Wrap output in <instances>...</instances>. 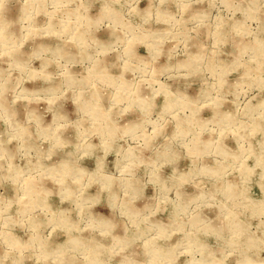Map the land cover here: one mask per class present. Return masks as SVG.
<instances>
[{
    "label": "rangeland",
    "instance_id": "374dc122",
    "mask_svg": "<svg viewBox=\"0 0 264 264\" xmlns=\"http://www.w3.org/2000/svg\"><path fill=\"white\" fill-rule=\"evenodd\" d=\"M246 259L264 264V0H2L0 264Z\"/></svg>",
    "mask_w": 264,
    "mask_h": 264
},
{
    "label": "clouds",
    "instance_id": "9594fccd",
    "mask_svg": "<svg viewBox=\"0 0 264 264\" xmlns=\"http://www.w3.org/2000/svg\"><path fill=\"white\" fill-rule=\"evenodd\" d=\"M0 3H2V0H0ZM53 7H55V8H60V7H62V5H59V4H55V5H53ZM106 15H105V19H110L111 20V22L113 23V24H118V17H119V13H115L111 8H107L106 10ZM31 19H32V17L31 16H29L28 17V20L29 21H31ZM77 22H79V17L77 18ZM103 21H100V23H102ZM147 21H145V23H146ZM72 23V20L71 19H67V20H62L61 21V25L63 26V28H64V31H67L68 29H67V26L69 25V24H71ZM201 23H203V20H201ZM35 31V29H33V28H31V27H29L28 29H27V32H28V35H32V33ZM127 35H130L131 36V38H132V40H136L137 39V36H136V34L135 33H132V32H129V33H127ZM28 37L27 36H25L24 37V39L26 40ZM129 43H131V40L129 41ZM11 45V47H10V51H15L16 49H17V47H18V45H17V43L15 42V40H11V41H8V42H6V44H5V46L6 47H8V45ZM127 51V50H126ZM242 56L244 55V53H242L241 54ZM256 58V50H253V59H255ZM15 67H17V68H20V67H22L19 63H16L15 65H14ZM72 83H75V82H71L70 81V84H69V86H71L72 85ZM50 102H52V101H50ZM95 110L94 109H92L91 111H89L88 113H87V115H92L93 114V112H94ZM15 131V130H14ZM22 136H23V133L22 132H18V133H16L14 136H13V138L14 139H22ZM258 167L260 166L259 164L257 165ZM65 169H66V171L64 172V174H63V178H67L69 175H71V171L70 170H67V166H65ZM125 171H127V168L125 169ZM63 178L61 179V183L63 182ZM78 182V181H77ZM133 223H135V220H133ZM92 225H90V227H91ZM237 228H238V226H237ZM103 234H106V232H104V233H102V235ZM241 233L239 232V231H237L236 233H235V236H239ZM235 236H234V239H235ZM15 247V245H10V248H14ZM245 264H254V262L251 260V259H246V262H245Z\"/></svg>",
    "mask_w": 264,
    "mask_h": 264
}]
</instances>
